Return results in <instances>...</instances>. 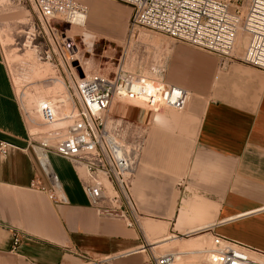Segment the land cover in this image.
Returning <instances> with one entry per match:
<instances>
[{"label":"crops","instance_id":"0c3cea01","mask_svg":"<svg viewBox=\"0 0 264 264\" xmlns=\"http://www.w3.org/2000/svg\"><path fill=\"white\" fill-rule=\"evenodd\" d=\"M90 1L94 9L97 0ZM191 79L194 87L173 82L190 87L188 110L150 120L151 139L132 183L149 215L141 230L165 235L154 247L180 238L205 246L216 233L264 259V71L233 60ZM27 133L0 49V140L16 146L0 154V264H89L101 256L107 264H145L155 248L142 249L139 231L122 220L98 216L67 160L70 171L58 176L66 203L30 186L39 170L25 149Z\"/></svg>","mask_w":264,"mask_h":264},{"label":"built area","instance_id":"2783aa9c","mask_svg":"<svg viewBox=\"0 0 264 264\" xmlns=\"http://www.w3.org/2000/svg\"><path fill=\"white\" fill-rule=\"evenodd\" d=\"M16 1L35 14L33 40L45 29L56 34L58 23L70 27L87 13L77 0ZM118 1L131 9L128 39L140 29L156 31L217 55L220 66L239 60L264 71V0ZM56 40L60 60L66 67V87L62 94L42 99L39 114L43 124H53L60 117L67 124L63 134H55L52 143L28 130L25 149L32 153L39 170V178L32 180L30 186L46 193L54 203L67 202L49 159V154H55L70 163L88 205L98 216L120 219L131 227L138 225L140 214L131 188L142 143L123 140L120 125L110 122V108L119 102L141 105L152 113L162 108L182 111L189 92L164 78V61L153 62L145 73L128 70L123 62L124 51L112 74H87L80 64L76 66L78 70L68 64L77 60L74 40L68 36ZM238 45L242 46V53L236 57ZM63 51L69 52L67 57ZM45 57L51 59L50 53L46 51ZM60 130L57 128V132ZM10 148L16 146L0 140V154L5 155ZM19 240V233L14 231L13 245ZM201 254L206 264H264V259L254 257L255 252L249 247L216 233L211 235L210 244ZM176 257L175 252L154 255L149 250L145 264H172ZM108 260L107 256H101L87 262L107 264Z\"/></svg>","mask_w":264,"mask_h":264},{"label":"rangeland","instance_id":"374dc122","mask_svg":"<svg viewBox=\"0 0 264 264\" xmlns=\"http://www.w3.org/2000/svg\"><path fill=\"white\" fill-rule=\"evenodd\" d=\"M77 1L87 9L83 31L82 27L78 25L71 24L69 27L64 23H58L56 25V34L45 29L41 32L39 38L33 40L31 35L34 33L33 22L36 20V17L31 8L18 4L16 0H0L1 56L13 81L16 97L29 132V127L32 128L31 130H43L45 126L37 118V126L35 125L36 128H34V120H31L30 116L24 113V108L27 107L25 105L27 94L29 96L33 95L32 97L35 101H33L32 107L35 108L38 99L53 97L58 92L65 91L67 80L66 67L60 60L57 38L61 39L68 36L74 40L75 47L73 48L76 52L75 57L77 60L68 62V64L74 68H77L76 66L80 64L82 70L87 74H94L96 72L105 75L112 74L120 55L124 51L123 43L128 39L127 29L131 16L130 6L118 0H97L96 6L92 9L90 0ZM46 51L50 53L51 59L45 57ZM235 51V56L239 57L242 53V46L240 45V50L236 48ZM27 53H31L33 58L29 61H24L23 57ZM195 54L205 55L207 58L201 59L196 57ZM32 60L35 64L37 63V66L41 65L40 68L47 69L44 75L30 80L29 70L32 65ZM159 61H164L166 64L164 78L167 81L173 83L176 80H182L187 82L188 86L191 87L195 86V83L191 79L195 73H202L209 68L218 70L221 63L220 58L213 53L200 50L184 42L173 40L169 36L156 31L140 29L130 38L129 48L123 56V62L126 68L133 72L145 73L150 64ZM77 73L80 76L81 71ZM181 86L187 89L190 88L186 85ZM43 91H48L47 95L43 96ZM190 99L191 96L182 111L162 108L154 114V117L165 112H175L177 113L176 115H180L188 110ZM111 109L113 113L120 109L123 110L124 115L122 117L115 113L110 114L109 119L111 124L116 123V125H120L121 130L119 134L126 143H133L135 140H139L142 143L144 139L145 144L151 139L149 131V128L152 126L151 122L144 124L138 120L137 115L141 116L142 114L139 107H131L124 103L123 105L113 104ZM38 124L44 127L41 129ZM166 129L170 131V129L175 128L168 127ZM162 130L165 129L162 127ZM163 134L160 136H164ZM33 137L35 140H39L38 135H34ZM49 159L59 178H66L70 168L65 159L55 154H49ZM141 161L139 166L141 165ZM131 196L140 214V224L133 226V228L137 229L140 233V237L144 243L142 249L147 250V248L150 249L153 246L152 243L154 241L161 239L165 235L153 234L148 236V233H143L141 224L149 216L140 207L144 198H138L134 194H131ZM149 199L152 200L153 198ZM157 199L163 201L164 198ZM172 222L173 219L170 221V226ZM170 232L180 236V233L172 229ZM205 240L204 248L210 244L209 237ZM185 242V240L180 238L177 241L168 242L151 251L154 255H161L166 252L180 254L173 264H179V262L181 264H206L202 255L200 256L195 253L181 255L184 251L198 250L203 247L201 239L198 238V244L192 243L191 241H188V244H184Z\"/></svg>","mask_w":264,"mask_h":264},{"label":"bare ground","instance_id":"6f19581e","mask_svg":"<svg viewBox=\"0 0 264 264\" xmlns=\"http://www.w3.org/2000/svg\"><path fill=\"white\" fill-rule=\"evenodd\" d=\"M87 14V13H86ZM7 15V14H6ZM9 16V15H8ZM7 16V17H8ZM19 20V19H18ZM85 20H86V15H85V17L83 18V19H80L78 22H74V23H72V25H78V26H80V27H82V31L84 30V26H85ZM129 45H130V39H126L125 41H124V43H123V48H124V54L127 52V49L129 48ZM237 48H238V50H240V45H238L237 46ZM31 50V49H30ZM33 50V49H32ZM35 51V50H34ZM32 52V51H31ZM33 53H35V52H33ZM63 53H64V55L67 57L68 56V53L66 52V51H63ZM25 55V54H24ZM24 61H29V60H31V58H33V55L31 54V53H27L24 57ZM32 62V65H31V68H30V76H29V79L31 80V79H33V78H39L40 76H42V75H44V73L46 72V69H42V68H40V66H37V63L35 64L34 62H33V60L31 61ZM39 65V64H38ZM17 90V89H16ZM18 92V91H17ZM47 92L48 91H43L42 92V95L43 96H45V95H47ZM63 92V91H62ZM62 92H58V94L57 95H60V94H62ZM56 95V96H57ZM21 96V95H20ZM22 96H23V94H22ZM33 96V95H32ZM32 96H29L28 94H27V96H26V98H25V100H26V108H24V110H25V112L24 113H26V114H28L29 116H30V119L31 120H34V124H33V126H34V128H36V123H37V118L40 120V122H41V124L42 125H44V126H41V125H39V128H43L44 127V129L43 130H31L32 128L31 127H29L30 128V132H32V133H34V134H41V135H43L44 137H43V139H46L45 141H47V142H49V143H52L53 141H54V138H56V133L58 134V135H61V134H63V132H64V127L66 126V124H67V121H66V119H62V117H60L59 119H58V121L57 122H55V123H53V124H43L42 123V121H41V118H40V114H39V104H40V102H41V100L42 99H45V98H42V99H38V101H37V103H36V107L34 108V107H32V103H33V101H35L34 99H33V97ZM36 96V95H35ZM34 96V97H35ZM56 96H53V97H56ZM189 97H190V95H189ZM115 104H121V105H123L124 103H115ZM127 105H130L131 107L132 106H134V107H139L140 109H141V111H142V114H141V116H138L137 115V118H138V120L141 122V123H144V124H146V123H148V122H150V120L153 118V116H154V114L155 113H152V112H150V111H148L147 109H145V108H143L141 105H137V104H127ZM113 106V105H112ZM112 106H111V108H112ZM110 108V114H115V113H117V115H119V116H123L124 114H123V110L122 109H120L119 111H115L114 113L113 112H111L112 111V109ZM61 110H64V108L63 107H61L60 108ZM36 125V126H35ZM57 128H61V130H60V132H57ZM59 131V130H58ZM143 147H144V139H143V141H142V149H141V154H140V157L138 158V160H137V163H136V168H135V172H136V170H137V167H138V165H139V163H140V159H141V155H142V151H143ZM37 150V149H36ZM131 192H132V189H131ZM132 194V193H131ZM149 222V221H148ZM139 224H140V222H139ZM145 226H146V224H145ZM148 228V227H147ZM160 228V227H159ZM145 230V229H144ZM149 230V229H148ZM168 237V236H167ZM169 238V237H168ZM176 238V237H175ZM193 239H195V238H193ZM192 239V240H193ZM196 239H198V238H196ZM157 241V240H156ZM173 241H174V239H173ZM190 241V240H189ZM188 242V241H187ZM194 242H195V240H194ZM191 243V242H190ZM199 242H197V244H198ZM185 244H187V243H185ZM158 245V244H157ZM159 246V245H158ZM154 247V246H153ZM152 247V248H153ZM157 247V246H156ZM156 247H154V248H156ZM203 248H204V246L203 247H201L200 249H198V250H189V251H184V252H182L181 253V255H187V254H199L200 256L202 255L201 253H202V250H203ZM150 250H152V249H150ZM178 255H180V254H177L176 252H175V256H177L178 257ZM176 257V258H177ZM180 258V257H179ZM176 260V259H175ZM175 262V261H174ZM173 262V263H174ZM182 262V261H181ZM172 263V264H173ZM179 264H181L180 262H179ZM183 264V263H182Z\"/></svg>","mask_w":264,"mask_h":264}]
</instances>
